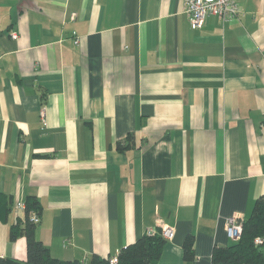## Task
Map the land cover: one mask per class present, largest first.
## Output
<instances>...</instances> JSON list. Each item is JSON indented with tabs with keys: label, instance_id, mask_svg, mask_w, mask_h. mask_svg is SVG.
Returning <instances> with one entry per match:
<instances>
[{
	"label": "crops",
	"instance_id": "1",
	"mask_svg": "<svg viewBox=\"0 0 264 264\" xmlns=\"http://www.w3.org/2000/svg\"><path fill=\"white\" fill-rule=\"evenodd\" d=\"M236 1L193 29L183 0H0V256L26 259L32 195L56 258L114 256L160 218L161 263L212 264L264 196V0Z\"/></svg>",
	"mask_w": 264,
	"mask_h": 264
},
{
	"label": "trees",
	"instance_id": "2",
	"mask_svg": "<svg viewBox=\"0 0 264 264\" xmlns=\"http://www.w3.org/2000/svg\"><path fill=\"white\" fill-rule=\"evenodd\" d=\"M120 149L125 148L121 142ZM24 218L19 217L10 228V239L16 240L24 235L27 241V257L0 256V264H166L160 262L162 251L167 240L157 230L154 234L148 232L135 242L122 247L116 254L117 261L112 262L113 256H100L94 254L90 260H65L52 255L49 247L36 236V223L30 220V212L40 209L37 197L29 195L26 200ZM13 199L7 193L0 191V220L7 221L12 210ZM39 214V213H38ZM264 236V196H260L251 215L243 222L241 238L232 241L225 247L216 246L212 253V264H264V250L262 244L255 239ZM194 236H187L183 248L185 261L195 257Z\"/></svg>",
	"mask_w": 264,
	"mask_h": 264
},
{
	"label": "built area",
	"instance_id": "3",
	"mask_svg": "<svg viewBox=\"0 0 264 264\" xmlns=\"http://www.w3.org/2000/svg\"><path fill=\"white\" fill-rule=\"evenodd\" d=\"M184 11L186 12L190 25L193 29H200L204 26L206 19L209 16H217L223 22L230 21L235 18L239 12L240 8L236 0H183ZM72 17H76V13H72ZM12 37L16 38L18 36L17 32L13 31L11 33ZM76 43L80 42L79 38L75 39ZM42 116H45V111H42ZM17 207L20 210H25L26 203L24 200L19 201ZM30 220L34 223L40 222V215L36 210L30 212ZM243 218L239 215H232L227 218L226 229L228 236L236 241L241 238L243 230ZM157 224L160 227L162 236L166 240H170L174 237L176 229L174 226H171L165 223L162 219H157ZM156 228L148 229L149 234H154ZM257 244L264 243V237L259 236L255 239ZM111 261H117L116 255L111 257Z\"/></svg>",
	"mask_w": 264,
	"mask_h": 264
}]
</instances>
